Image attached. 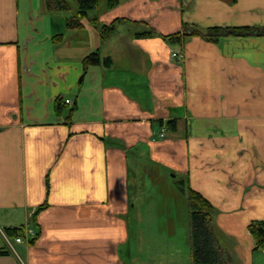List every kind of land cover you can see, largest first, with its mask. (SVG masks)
I'll use <instances>...</instances> for the list:
<instances>
[{"label":"crops","instance_id":"crops-1","mask_svg":"<svg viewBox=\"0 0 264 264\" xmlns=\"http://www.w3.org/2000/svg\"><path fill=\"white\" fill-rule=\"evenodd\" d=\"M72 9L0 0V228L40 232L0 242V264H128L141 171L213 204L228 264H264L249 230L264 221V0H108L70 30ZM187 25L260 32L169 39ZM97 52L111 66L85 69Z\"/></svg>","mask_w":264,"mask_h":264},{"label":"rangeland","instance_id":"rangeland-1","mask_svg":"<svg viewBox=\"0 0 264 264\" xmlns=\"http://www.w3.org/2000/svg\"><path fill=\"white\" fill-rule=\"evenodd\" d=\"M107 2L98 0L99 7L103 9ZM75 4L70 2L77 13ZM159 172L151 177L141 171L131 180L132 202L137 207L127 215L130 242L123 252L128 264H188L191 259L189 205L174 197L180 180L174 174L161 177Z\"/></svg>","mask_w":264,"mask_h":264},{"label":"trees","instance_id":"trees-1","mask_svg":"<svg viewBox=\"0 0 264 264\" xmlns=\"http://www.w3.org/2000/svg\"><path fill=\"white\" fill-rule=\"evenodd\" d=\"M72 0H46L47 9L51 12L58 13L60 11H70V2ZM79 6V11L76 17L67 18L66 24L68 29L80 28L82 27V20L87 18L91 11L98 9V0H76ZM117 4V0H109V5L114 7ZM94 25L99 26L101 30L102 39H107L110 35L114 33L115 25H100L99 18L95 17L93 21ZM183 33L168 36L172 40H181L182 36H204L211 41H216L220 37L225 35H240L247 36L248 34H258L260 32L259 28L256 27H213L209 29L206 34L199 31L194 26H184ZM261 32H264V27L261 28ZM104 64L106 66H111V58L102 59L101 55L97 53H91L83 60V66L88 69L91 66H97L99 64ZM60 102L57 101V108H59ZM175 121H170L167 129L175 128ZM180 191L187 194V201L189 202V213L191 214V237H192V264H228L226 254L223 249H220L217 237L214 234V227L212 226V216L214 212L213 204L208 201L201 193L193 190L190 185H180ZM45 206L40 207V211L43 210ZM6 234L12 238H16L24 235V226L20 228H7ZM250 233L253 236L256 248L264 249V221H256L251 223L249 227ZM40 233L38 234V236ZM34 238L30 244H34L36 239ZM2 253V251H0Z\"/></svg>","mask_w":264,"mask_h":264},{"label":"built area","instance_id":"built-area-1","mask_svg":"<svg viewBox=\"0 0 264 264\" xmlns=\"http://www.w3.org/2000/svg\"><path fill=\"white\" fill-rule=\"evenodd\" d=\"M174 57L176 58H182L183 56L177 53L173 54ZM66 102L68 104H73V102H71V100L67 99ZM166 133H164V131L161 132V137H165ZM25 235H23L22 237H17L15 238V242L18 244H23V242L29 243L32 239H34V237L37 236L38 232L31 228V227H26L24 230ZM0 240L2 241L3 245L6 246L7 248L11 249L13 247L12 245V241L10 240V237L8 236V234L5 233V231L0 228Z\"/></svg>","mask_w":264,"mask_h":264}]
</instances>
